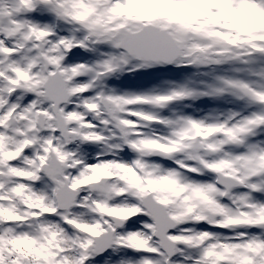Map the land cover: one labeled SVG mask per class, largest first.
<instances>
[{
	"label": "snow or ice",
	"instance_id": "6c2138e0",
	"mask_svg": "<svg viewBox=\"0 0 264 264\" xmlns=\"http://www.w3.org/2000/svg\"><path fill=\"white\" fill-rule=\"evenodd\" d=\"M0 264H264V0H0Z\"/></svg>",
	"mask_w": 264,
	"mask_h": 264
}]
</instances>
